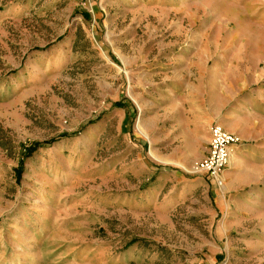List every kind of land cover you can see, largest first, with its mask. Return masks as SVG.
<instances>
[{
	"label": "rangeland",
	"instance_id": "1",
	"mask_svg": "<svg viewBox=\"0 0 264 264\" xmlns=\"http://www.w3.org/2000/svg\"><path fill=\"white\" fill-rule=\"evenodd\" d=\"M190 62L264 115V0H0V264H264V209H218L213 185L160 208L209 152L162 112Z\"/></svg>",
	"mask_w": 264,
	"mask_h": 264
},
{
	"label": "crops",
	"instance_id": "2",
	"mask_svg": "<svg viewBox=\"0 0 264 264\" xmlns=\"http://www.w3.org/2000/svg\"><path fill=\"white\" fill-rule=\"evenodd\" d=\"M183 49L184 53L189 55H203L207 52V47L202 45L201 41L199 45ZM191 58L194 59V57ZM192 63L182 66L183 74L178 73L180 64L177 66L174 64L175 75L168 79L166 90L161 84L163 88L160 90L166 94L167 102H173V105H168V110L162 109V112L167 113L165 118L169 120L170 124L179 127L210 129V138L211 128L213 125L219 124L228 133L238 136L241 142L232 148L230 165L222 174L223 187H217L205 176L194 175L196 178L191 180L182 176L180 178L174 176L176 183L179 182L181 185L167 196L164 206L160 208L176 209L189 197L213 185L214 198L220 204L218 209H264V191L258 190L259 183L254 172L258 166V159L263 157L264 149L250 145L245 139L249 125L246 116L253 115L251 118H254V122L261 124L260 128L263 133L264 115L256 112V107L250 106L247 100L243 102L244 105H241L238 103V99L234 103L236 98L231 94L222 97L225 90L231 91L229 89L232 87L230 83H227L226 73L219 69H207L202 62L195 65ZM220 66L224 67L222 64ZM220 78L226 83L220 84ZM258 99L263 100L262 97ZM159 101L162 102L163 99L159 98ZM261 102L264 104V100ZM258 114L259 116H257ZM157 116L161 117V114L159 113ZM160 142L161 144L169 143L162 140ZM156 181L157 187L155 186L147 194L138 197V199L142 198L140 199L142 206L145 205L148 209L156 208L155 202L157 203L164 190V184L170 182L165 179Z\"/></svg>",
	"mask_w": 264,
	"mask_h": 264
},
{
	"label": "built area",
	"instance_id": "3",
	"mask_svg": "<svg viewBox=\"0 0 264 264\" xmlns=\"http://www.w3.org/2000/svg\"><path fill=\"white\" fill-rule=\"evenodd\" d=\"M240 142L238 136L228 133L220 125H214L211 128L208 156L195 164L194 173L205 176L220 188L223 187L222 174L230 165L232 148Z\"/></svg>",
	"mask_w": 264,
	"mask_h": 264
}]
</instances>
